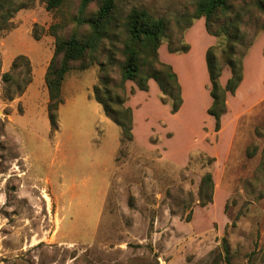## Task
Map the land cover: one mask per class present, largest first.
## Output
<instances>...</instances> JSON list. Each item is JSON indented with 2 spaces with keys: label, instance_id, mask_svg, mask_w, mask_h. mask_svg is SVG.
I'll list each match as a JSON object with an SVG mask.
<instances>
[{
  "label": "rangeland",
  "instance_id": "rangeland-1",
  "mask_svg": "<svg viewBox=\"0 0 264 264\" xmlns=\"http://www.w3.org/2000/svg\"><path fill=\"white\" fill-rule=\"evenodd\" d=\"M45 1L14 0L24 7L0 19V264H264V102L214 131L204 107L209 81L204 84L195 51L189 61L195 72L174 114L153 79L147 92L124 82L133 139L122 141L120 128L93 98L99 62L85 70L72 62L51 132L45 76L55 38L49 26L57 25L62 38L88 28L73 20L80 0H64L51 11ZM114 2L122 14L135 7L165 18L159 59L170 64L166 55H182L189 29L182 27L198 0ZM255 3L237 2L250 9L242 26L246 41L264 26V10ZM196 21L191 44L207 35L204 20ZM208 35L211 45L218 42ZM116 47V62H109L105 48L97 61L120 92L121 44ZM19 54L28 57L29 72L23 60L10 67ZM188 59L173 62L183 66ZM208 172L212 200L202 206L198 191Z\"/></svg>",
  "mask_w": 264,
  "mask_h": 264
},
{
  "label": "trees",
  "instance_id": "trees-1",
  "mask_svg": "<svg viewBox=\"0 0 264 264\" xmlns=\"http://www.w3.org/2000/svg\"><path fill=\"white\" fill-rule=\"evenodd\" d=\"M94 0H80L76 16L73 18L78 26H87V32L79 36L73 32L62 38L58 35V26L52 24L49 31L54 35V52L48 63L45 82L48 89V103L46 106L47 118L51 132L57 129V113L63 103L62 83L66 73L72 68V62H79L78 69L85 70L92 64L99 62L98 84L93 87V98L101 105L104 113L120 128L121 140L131 141L132 110L125 105L127 96L124 92V82L133 81L139 91L147 92L148 82L153 79L162 94V103H169L170 113H176L182 103V89L178 76L173 67L159 59L158 48L165 36L167 22L163 17H156L142 8H131L122 14L114 0H100L97 9L87 14L88 7ZM244 0H198L193 14L187 17L182 27L190 28L193 21L204 18L206 32L218 38L216 44L210 45L205 51V64L209 79V96L211 104L207 114L214 119V131L221 128V117L227 111L226 98L233 95L243 78V59L260 31L261 26L245 40L242 26L250 9L245 4H237ZM64 0H46L45 8L48 11L59 8ZM258 10H264V0H256ZM23 3L15 5L14 0H0V19H10ZM250 17V15H249ZM37 24L32 28V36L38 40ZM211 26H214L213 29ZM105 41L109 46L105 48ZM120 43L122 59L119 63L121 72L120 92L115 91V85L106 72V65L97 61V53L104 48L110 63L116 62L114 51L119 50L116 44ZM189 44H183L180 51L187 52ZM170 52H174L170 50ZM96 55V56H95ZM60 56L58 64L54 58ZM25 62L26 70H30V62L26 55L19 54L11 62L15 69L20 61ZM224 65L230 70V76L222 85L220 76ZM10 73L5 72L6 79ZM30 83V79L27 80ZM133 90L131 89V93ZM164 98V99H163ZM257 132V131H256ZM255 148H248L247 156H252ZM211 160L207 158V162ZM264 168V155L261 161ZM213 181L211 174L205 173L200 182L198 196L199 204L204 206L212 200Z\"/></svg>",
  "mask_w": 264,
  "mask_h": 264
},
{
  "label": "crops",
  "instance_id": "crops-1",
  "mask_svg": "<svg viewBox=\"0 0 264 264\" xmlns=\"http://www.w3.org/2000/svg\"><path fill=\"white\" fill-rule=\"evenodd\" d=\"M202 19L204 20V18L201 17L196 21V23L199 22L201 23ZM194 25H192L184 34L187 43H190L191 36L194 37L195 36L194 34L197 33L195 32V30H193ZM200 31L198 32L200 33ZM190 33L191 36H189ZM202 36L204 35H202L201 33V35L198 38H194L195 39L194 44L190 43L191 46L189 50L186 53H181L182 54L181 56L173 58L172 57L173 55H170L168 53L167 54L169 56L166 55L167 56L166 61L172 64V67L178 76V80L182 89V96L185 90V83L187 82L186 78H189L191 75H194L195 72L193 68L194 64L192 63L191 66L189 65V61H191L190 59L191 57H193L195 51H198L200 57V62L202 65L201 69L204 77V84L206 83V81L207 82L209 81L207 70L203 63L204 62L203 57H205L204 56L205 51L207 47L212 44L213 39L207 33V35L204 36L205 39L204 42L203 40H201ZM159 53L161 57V53H162L161 49H159ZM188 57L190 58L188 59ZM179 58L188 59L187 64H184L183 66H179L173 62L175 59H179ZM229 76L230 73H227L226 70H223L220 76L221 84H223V82H226ZM263 102H264V29L260 31L259 34L256 36L253 44L251 45V47L249 48L243 59V78L240 85L236 89L235 93L233 95H228L226 98L227 111L221 117L222 125H224L225 121L227 120H238L243 115L251 112L252 109H254L256 106L260 105ZM210 104H211V98L209 96L206 103L204 104V107L208 108Z\"/></svg>",
  "mask_w": 264,
  "mask_h": 264
}]
</instances>
